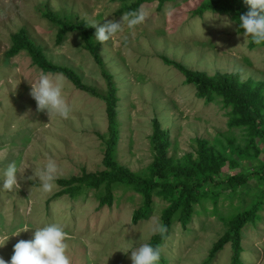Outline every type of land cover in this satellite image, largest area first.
Returning <instances> with one entry per match:
<instances>
[{"label": "rangeland", "instance_id": "rangeland-1", "mask_svg": "<svg viewBox=\"0 0 264 264\" xmlns=\"http://www.w3.org/2000/svg\"><path fill=\"white\" fill-rule=\"evenodd\" d=\"M203 1L166 2L159 10L156 2L144 3L139 10L145 16L142 23L130 29L122 22L121 31L108 41L95 40L103 67L117 89L115 157L119 164L140 175L147 172L153 157L151 124L156 118L169 134L168 155L175 161L187 154L194 156L195 140L201 138L232 155L234 164L224 169L220 179L234 173L246 178L234 189L217 187L215 195L194 206L186 227L173 220L161 246L165 264H229V244L211 260L209 251L225 232V220L248 208L264 191L263 142L256 141L258 154L247 149L245 130L228 127V110L219 100L205 103L198 99L195 87L159 58L167 57L208 75L237 72L241 80L252 78L264 84V47L249 48L250 37L238 33L228 15L205 12L192 16L191 11ZM120 7L121 3L111 0H0V174L11 162L20 171L18 189L0 190V239L9 237L0 247V258L6 262L17 241L30 240L36 228L55 223L66 233L70 264H132L130 251L148 243L155 234L151 229L161 225L167 202L154 196L148 218L133 223L132 213L140 206L141 196L122 186L114 188L110 207L98 208L99 192L95 190H85L75 198L67 194L54 198L60 190L57 179L80 175L82 169H103L105 104L62 76V95L71 109L68 118L37 111L30 84L41 70L24 51L6 54L11 34L24 28L49 61L71 68L83 83L104 93L100 67L82 47L79 34L69 32L56 45V27L40 13L46 9L63 19H83L99 26L109 20L119 22L123 16ZM225 19L232 23L225 25ZM49 158L57 164V187L43 193L39 182L28 178ZM256 216L241 232L242 264H264V198Z\"/></svg>", "mask_w": 264, "mask_h": 264}, {"label": "trees", "instance_id": "trees-1", "mask_svg": "<svg viewBox=\"0 0 264 264\" xmlns=\"http://www.w3.org/2000/svg\"><path fill=\"white\" fill-rule=\"evenodd\" d=\"M121 3L120 14L140 10L144 3H157L159 10L164 3L176 0H111ZM248 11L243 0H204L191 11L192 16H202L205 12L225 14L237 24V32L242 33L236 22L241 14ZM41 16L56 27L55 44L64 42L69 32H77L82 41V47L88 51L95 63L100 67L101 75L106 84V90L101 93L96 87L82 82L80 76L71 68L57 65L49 61L43 50L32 41L26 29L20 28L11 34V43L7 51L8 56L26 52L31 63L42 72L61 74L76 89L93 97L100 98L105 104L107 119V134L104 139V153L102 158V170L88 172L82 169L80 175L69 178L57 179L56 184L60 190L54 198L67 194L75 198L85 190L99 192L98 208L110 207L114 201V188L122 186L131 189L141 196L140 206L132 213L131 221L137 223L148 218L152 209L153 197L157 196L167 202V206L161 211V225L166 229L157 232L149 238L148 243L159 250L160 256L157 264H165L161 254V246L168 238L173 220L176 218L182 227H186L194 214V206L208 196L215 195L219 188H235L244 184L246 178L234 173L224 179H220L221 173L228 166H232V155H226L223 150H216L205 139L195 140L196 148L193 154H187L182 159L175 161L168 155L170 145L169 134L163 129L156 118L152 119V131L149 137L152 150V161L143 175L132 172L129 168L117 162L115 153L118 144L117 101L116 86L112 75L103 67L95 41V28L87 21L76 19L74 21L63 19L49 10H42ZM253 42L249 48H253ZM264 47V43L261 44ZM161 61L176 69L184 77L187 84L195 87V96L205 103L219 100L223 108L228 110L227 125L230 128H242L248 137V148L258 154L256 141L264 144V84L252 78L241 80L237 72H215L208 75L203 71H195L187 68L180 62L159 57ZM261 170L264 169L262 165ZM213 187V189H209ZM215 197V196H214ZM264 191L260 192L248 208L237 212L225 220L226 230L223 235L212 245L208 257L209 260L225 245L229 244L232 250L229 264H242L240 255L242 252L241 232L244 226L256 219V212L261 208Z\"/></svg>", "mask_w": 264, "mask_h": 264}, {"label": "clouds", "instance_id": "clouds-1", "mask_svg": "<svg viewBox=\"0 0 264 264\" xmlns=\"http://www.w3.org/2000/svg\"><path fill=\"white\" fill-rule=\"evenodd\" d=\"M248 6V11L241 14L238 19V28L242 29L244 37H250L251 42L260 45L264 43V0H243ZM145 19L142 11L124 13L119 22L106 21L103 24H93L95 28V40L100 43L108 41L113 35L121 31L122 22H126L128 28H134ZM232 23L227 19L224 24ZM63 77L61 74L40 72L33 84H30V96L36 103L37 111H46L47 115H56L60 118H68L70 106L66 102L63 92ZM20 171L14 162L7 164L2 174L0 190L12 191L19 188L17 174ZM57 164L48 159L44 166L28 179L39 182V190L50 193L57 185ZM166 229L156 224L151 231L164 232ZM9 238V237H8ZM0 239V247L8 240ZM66 233L58 224H48L33 231L32 239L17 241L12 248V255L6 262L0 258V264H70L66 255L67 245L65 243ZM159 250L149 243H143L133 247L130 251L132 264H157Z\"/></svg>", "mask_w": 264, "mask_h": 264}]
</instances>
